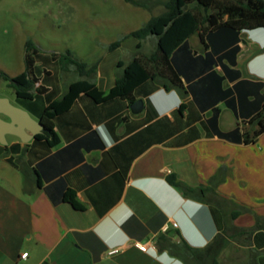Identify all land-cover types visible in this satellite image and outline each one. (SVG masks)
<instances>
[{"label": "crops", "instance_id": "obj_1", "mask_svg": "<svg viewBox=\"0 0 264 264\" xmlns=\"http://www.w3.org/2000/svg\"><path fill=\"white\" fill-rule=\"evenodd\" d=\"M159 7L152 17L166 11L149 12ZM134 31L107 58L86 62L97 65L91 81L101 91L122 76L120 64L155 51L157 37L138 48ZM127 45L126 61L110 58ZM170 64L181 87L144 81L133 92L138 114L128 99L82 93L55 117L57 143L7 136L0 144V264H264V133L244 142L259 128L251 120L264 116V28L199 29ZM35 75L42 105L35 97L20 106L40 121L79 77L42 52Z\"/></svg>", "mask_w": 264, "mask_h": 264}, {"label": "trees", "instance_id": "obj_2", "mask_svg": "<svg viewBox=\"0 0 264 264\" xmlns=\"http://www.w3.org/2000/svg\"><path fill=\"white\" fill-rule=\"evenodd\" d=\"M136 7L151 10L163 5L166 11L157 17H152L142 28L132 32L130 36L140 42L150 36L157 37V46L150 56H135L128 64H120L123 67L122 76L116 81L114 87L108 92L101 91L91 78L96 74L97 65L89 66L86 62L76 58L71 50L65 53H52L53 60H57L64 72H73L79 77L71 82L62 96L51 102L43 110L40 122L45 126V133L38 135V139H44L49 144L58 142V136L54 131V119L59 114L67 111L75 99L85 93L96 102L101 103L116 97L128 99L134 102V89L149 79H169L171 85L180 88L181 83L176 78L170 64L172 53L199 29L204 31L214 30L218 27H228L233 30H253L264 28V0H124ZM122 43L117 41L110 46V50L118 48ZM40 49L32 41L25 46V70L10 76L0 72V82L4 81L12 88L18 99L33 101L38 94L44 92L42 87H36L38 78L35 75L36 57ZM167 87V86H166ZM252 123H257L259 128L252 134L244 133L246 144L254 143L264 133L263 113L254 117ZM52 139V141H51ZM172 185L180 187L185 193L193 190L178 182L175 177H170ZM71 203L77 207V203L71 198ZM257 226L264 225L259 219ZM214 244L222 246L223 239L218 237Z\"/></svg>", "mask_w": 264, "mask_h": 264}, {"label": "rangeland", "instance_id": "obj_3", "mask_svg": "<svg viewBox=\"0 0 264 264\" xmlns=\"http://www.w3.org/2000/svg\"><path fill=\"white\" fill-rule=\"evenodd\" d=\"M162 11L159 7L149 12L123 0H0V72L16 76L25 70L28 41L45 54L65 53L69 49L82 61L99 63L110 54L113 42L129 31L142 28L152 14ZM108 20L113 24L109 25ZM129 42L126 40V44ZM152 47L149 40L143 51L150 52ZM129 57L128 45L110 55V58L123 61ZM40 58L45 65L51 66L44 55ZM37 72H42L40 63ZM0 97L8 98L19 108L31 102L18 99L4 81L0 82ZM35 101V106L40 108L42 99L38 97ZM8 137L11 140V136Z\"/></svg>", "mask_w": 264, "mask_h": 264}, {"label": "water", "instance_id": "obj_4", "mask_svg": "<svg viewBox=\"0 0 264 264\" xmlns=\"http://www.w3.org/2000/svg\"><path fill=\"white\" fill-rule=\"evenodd\" d=\"M143 101L138 100L131 106L133 113L143 110ZM45 132L42 122L35 120L29 112L13 105L8 98L0 97V144L8 145L7 136H15L27 144Z\"/></svg>", "mask_w": 264, "mask_h": 264}, {"label": "built area", "instance_id": "obj_5", "mask_svg": "<svg viewBox=\"0 0 264 264\" xmlns=\"http://www.w3.org/2000/svg\"><path fill=\"white\" fill-rule=\"evenodd\" d=\"M136 246H137L140 250H142V251H144V252L147 251V245H146V244L136 243ZM117 252H118V249H113V250H111V251L109 252V254H110V255H113V254H116ZM26 257H27V253H25V254L22 255V258H26Z\"/></svg>", "mask_w": 264, "mask_h": 264}]
</instances>
